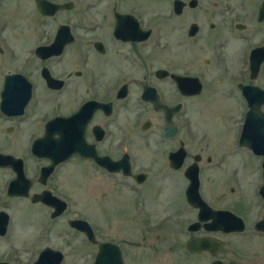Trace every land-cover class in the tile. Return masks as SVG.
<instances>
[{
    "label": "flooded vegetation",
    "instance_id": "af4514ba",
    "mask_svg": "<svg viewBox=\"0 0 264 264\" xmlns=\"http://www.w3.org/2000/svg\"><path fill=\"white\" fill-rule=\"evenodd\" d=\"M48 1L63 5L0 0V240L24 202L38 235L62 220L94 245L90 264L105 242L106 264H231L224 251L251 202H229L264 199V0ZM252 94L258 153L240 142ZM72 163L96 179L93 198L85 191L93 213L68 216L62 174ZM190 165L200 197L239 215L242 230L205 227L214 219L187 199ZM200 236L220 247L190 249ZM35 259L0 251V262Z\"/></svg>",
    "mask_w": 264,
    "mask_h": 264
},
{
    "label": "rangeland",
    "instance_id": "374dc122",
    "mask_svg": "<svg viewBox=\"0 0 264 264\" xmlns=\"http://www.w3.org/2000/svg\"><path fill=\"white\" fill-rule=\"evenodd\" d=\"M9 30L12 37H14L15 28L12 26ZM193 112V106L189 108ZM194 121V128L197 133L201 132L202 125ZM248 155V154H246ZM244 157V156H243ZM62 174V187L69 192L71 199L70 217L83 216L84 213L94 212L95 203L90 202L85 198V191L88 189V196L93 198L95 195L94 188L96 179L86 180L84 175L80 172V165L78 163L68 164L64 167ZM87 178V177H86ZM92 190V191H91ZM248 190V189H247ZM249 199L248 195L232 199L229 204L235 207L245 206L250 202V210L247 209L244 215L246 220V228L243 233L233 235L228 241V247L225 249V259L231 264H264V234L256 231L253 228L254 222L261 217L264 212V199L259 195L253 199ZM215 203H222V200H214ZM227 204V202H226ZM29 205L21 202L15 205L13 214L11 215V222L6 236L1 238L0 244L5 247L0 248L3 255L19 254L23 261L35 259L39 250L45 244H49L55 248H60L66 253V259L62 264H90L92 255L95 251V246L87 243L83 236L73 229H70L68 224L59 220L55 224L52 234L49 236H40L36 232V224L33 223L32 208ZM19 210L21 213H19ZM24 210V214L22 213ZM38 216V215H37ZM93 217V216H92ZM62 231L67 233L69 243L65 242L62 237Z\"/></svg>",
    "mask_w": 264,
    "mask_h": 264
},
{
    "label": "water",
    "instance_id": "95a60500",
    "mask_svg": "<svg viewBox=\"0 0 264 264\" xmlns=\"http://www.w3.org/2000/svg\"><path fill=\"white\" fill-rule=\"evenodd\" d=\"M37 4L39 9L42 12L46 11H54L58 7H61L63 4L52 3L48 0H37ZM261 11L264 13V1L261 6ZM264 49V47H262ZM264 55V54H262ZM258 93V91H255ZM257 93H254L256 96ZM252 94V97L248 96V116L246 117V124L243 127L241 133V143L249 144L255 152L258 153V116H253L258 111V101L255 99V96ZM256 121V123H255ZM186 174L189 175L190 183L187 189V199L194 205L199 206V218L206 219L211 216L214 219V224L209 223L205 224L206 228H221L223 230H242L244 228V222L239 215H236L232 211L228 209H214L206 204V202L200 197L197 192V175H196V167L190 165L188 167V171ZM263 175H264V160H263ZM260 192L264 197V182L260 187ZM8 224V215L4 211H0V234L6 231V227ZM70 224L80 230L86 232L87 236L90 239H93V232L89 225V223L81 218H72L70 220ZM255 229L264 231V213L262 216L255 222ZM220 240L218 238H210L207 236L200 237H191L187 246L190 249H218L220 247ZM111 243H103L100 246V250L97 253V256L94 260L93 264H106L108 260L106 258H101L106 255L105 250L108 248H112ZM62 259V252L59 249H54L52 247L46 246L39 252L37 258L31 262L30 264H60ZM0 264H10L9 262H0ZM212 264H225L220 260H215Z\"/></svg>",
    "mask_w": 264,
    "mask_h": 264
}]
</instances>
